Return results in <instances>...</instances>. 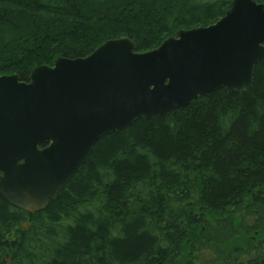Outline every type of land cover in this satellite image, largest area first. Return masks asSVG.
Wrapping results in <instances>:
<instances>
[{
    "label": "trees",
    "instance_id": "obj_1",
    "mask_svg": "<svg viewBox=\"0 0 264 264\" xmlns=\"http://www.w3.org/2000/svg\"><path fill=\"white\" fill-rule=\"evenodd\" d=\"M230 2L0 0V75L123 35L147 51ZM0 264H264V59L244 91L102 136L44 209L0 192Z\"/></svg>",
    "mask_w": 264,
    "mask_h": 264
},
{
    "label": "water",
    "instance_id": "obj_2",
    "mask_svg": "<svg viewBox=\"0 0 264 264\" xmlns=\"http://www.w3.org/2000/svg\"><path fill=\"white\" fill-rule=\"evenodd\" d=\"M262 59L264 3L231 0L215 22L180 29L147 51L123 35L35 66L27 80L0 75L1 194L24 211L44 209L102 136L221 87L244 91Z\"/></svg>",
    "mask_w": 264,
    "mask_h": 264
},
{
    "label": "rangeland",
    "instance_id": "obj_3",
    "mask_svg": "<svg viewBox=\"0 0 264 264\" xmlns=\"http://www.w3.org/2000/svg\"><path fill=\"white\" fill-rule=\"evenodd\" d=\"M24 225V224H23Z\"/></svg>",
    "mask_w": 264,
    "mask_h": 264
}]
</instances>
